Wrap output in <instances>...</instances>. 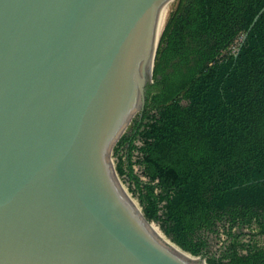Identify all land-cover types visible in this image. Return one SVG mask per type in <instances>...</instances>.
<instances>
[{
  "label": "water",
  "instance_id": "1",
  "mask_svg": "<svg viewBox=\"0 0 264 264\" xmlns=\"http://www.w3.org/2000/svg\"><path fill=\"white\" fill-rule=\"evenodd\" d=\"M173 1L0 0V264H199L150 232L110 158Z\"/></svg>",
  "mask_w": 264,
  "mask_h": 264
},
{
  "label": "trees",
  "instance_id": "2",
  "mask_svg": "<svg viewBox=\"0 0 264 264\" xmlns=\"http://www.w3.org/2000/svg\"><path fill=\"white\" fill-rule=\"evenodd\" d=\"M263 6L178 0L159 38L144 108L118 141L128 160L138 153L145 183L121 158L116 171L133 181L152 232L192 263L264 264L256 240L264 235V12L239 52L223 55ZM219 225L225 245L208 256L205 235ZM241 228L255 233L243 241Z\"/></svg>",
  "mask_w": 264,
  "mask_h": 264
},
{
  "label": "rangeland",
  "instance_id": "3",
  "mask_svg": "<svg viewBox=\"0 0 264 264\" xmlns=\"http://www.w3.org/2000/svg\"><path fill=\"white\" fill-rule=\"evenodd\" d=\"M177 1L178 0H174L173 1L172 5H171V8L169 10V13L175 9L176 4H177ZM169 13H168V15H169ZM167 18H168V16H167ZM165 23H166V21H165ZM241 40H242V37H239L236 40V42L234 43V45L227 52H224L223 55L232 54L235 51H237L238 45L241 42ZM152 83H153V81H152V79H150L149 83L147 84V89H149V87L152 85ZM139 113L140 112H137L133 116L130 124L127 126V128L125 129V131L123 132V134L121 135V137L123 135L129 134V132L131 130V127L133 125V121L136 120L137 115ZM120 138L113 145L112 150H111V154H110L111 162L113 163V167H114L115 171H116V166H117V163H118V158H121V160L123 162V168L124 169H127L128 162H129L131 164V171H132L133 177L134 178H137L141 183H145L146 182V179L144 178V175L142 174V168L139 165V163L137 162L138 161V153H137V151H132L131 157L128 160V155H127V152L125 150V147L124 146L123 147H118V141L120 140ZM135 145H139V142L136 141L135 142ZM116 148L118 149L117 155L115 154ZM116 176H117V180H118L119 184L121 185V187L124 189V191L127 193V195L131 198L132 204H133V202L136 203L137 204V207H138V211L141 212L142 209H141V207H140V205L138 203L137 197H136L135 194L132 193V189L134 188V185L132 183L133 181L132 180H129V178L127 176H121V175H119L117 173V171H116ZM156 225L158 226V224H156ZM158 228H159V226H158ZM160 232L162 233L161 230H160ZM235 232H237V233L238 232L244 233V236L242 237V240L243 241L249 240L250 239V235H252L253 233H255V231H252V230H250L248 228H241V229H239V231L238 230H235ZM162 235L165 238H167L168 240H170L163 233H162ZM205 238H206V241H207V244H208V247H207V250H206V254L208 256H212V255L217 256L220 253V251L223 249V246L225 245L224 244L225 243V239H226V236L224 234H222V227H221V225H219V232L217 234H207V235H205ZM167 239H165V240H167ZM256 240H257V242H258L259 245H264V235L262 237H260V238H256Z\"/></svg>",
  "mask_w": 264,
  "mask_h": 264
},
{
  "label": "bare ground",
  "instance_id": "4",
  "mask_svg": "<svg viewBox=\"0 0 264 264\" xmlns=\"http://www.w3.org/2000/svg\"><path fill=\"white\" fill-rule=\"evenodd\" d=\"M151 69H152V64H151ZM134 207V206H133ZM141 213V212H140ZM150 226L151 225H148V228H149V230H150V232L160 241V239H159V237H157L153 232H152V230H151V228H150ZM197 263H199V264H202L200 261H196Z\"/></svg>",
  "mask_w": 264,
  "mask_h": 264
},
{
  "label": "built area",
  "instance_id": "5",
  "mask_svg": "<svg viewBox=\"0 0 264 264\" xmlns=\"http://www.w3.org/2000/svg\"><path fill=\"white\" fill-rule=\"evenodd\" d=\"M145 178V177H144ZM146 179V178H145ZM147 181V180H146Z\"/></svg>",
  "mask_w": 264,
  "mask_h": 264
}]
</instances>
